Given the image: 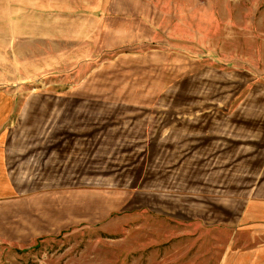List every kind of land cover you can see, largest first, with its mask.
Wrapping results in <instances>:
<instances>
[{"label": "rangeland", "instance_id": "1", "mask_svg": "<svg viewBox=\"0 0 264 264\" xmlns=\"http://www.w3.org/2000/svg\"><path fill=\"white\" fill-rule=\"evenodd\" d=\"M0 264H264V0H0Z\"/></svg>", "mask_w": 264, "mask_h": 264}]
</instances>
